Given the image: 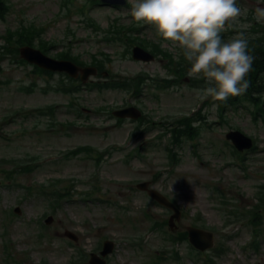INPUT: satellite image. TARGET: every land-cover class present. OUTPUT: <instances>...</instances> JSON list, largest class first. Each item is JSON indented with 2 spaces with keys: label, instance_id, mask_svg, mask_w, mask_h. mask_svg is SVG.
Returning <instances> with one entry per match:
<instances>
[{
  "label": "rangeland",
  "instance_id": "1",
  "mask_svg": "<svg viewBox=\"0 0 264 264\" xmlns=\"http://www.w3.org/2000/svg\"><path fill=\"white\" fill-rule=\"evenodd\" d=\"M128 1L116 8L70 0L69 11L62 0H6L0 44L9 28L34 23L44 28V41L38 38L33 46H50L47 55L57 58L69 49L80 65H92L94 56L104 65L82 84L63 73L32 72L14 54L0 59V161H9L6 170L17 169L14 179L0 175V182L14 183L0 188V264H76L86 256L83 263L90 264V253H98L105 240L115 243L107 264H152L160 253L166 258L161 264H264V214L250 226L245 213L232 212L264 206V95L262 112L248 98L221 114L219 102L200 98L205 81L187 75V62L182 76L174 71L181 53L165 46L154 25L135 22L131 9L137 0ZM258 4L264 0H237L248 14L221 33L225 40L240 32L247 38L264 33V22L255 19ZM89 18L99 27L89 25ZM154 44L171 53L173 63L163 54L148 62L132 58L133 45L152 52ZM137 75L145 78L137 94L110 87L113 80ZM130 105L145 117L113 115ZM185 117L197 138H176L173 129ZM232 130L254 139L255 148L242 151L244 161L227 138ZM80 146L86 147L69 153ZM25 164L36 166L24 170ZM144 181L180 208L175 228L168 226L173 211L138 188ZM48 183L50 190L68 192L55 208V192L39 194ZM49 215L54 219L47 224ZM157 221H167L164 230L171 234L154 227ZM188 226L212 232L215 246L201 253L186 240L174 246L171 237L186 234ZM255 227L263 232L258 249L250 245ZM221 244L224 249L216 250Z\"/></svg>",
  "mask_w": 264,
  "mask_h": 264
},
{
  "label": "clouds",
  "instance_id": "2",
  "mask_svg": "<svg viewBox=\"0 0 264 264\" xmlns=\"http://www.w3.org/2000/svg\"><path fill=\"white\" fill-rule=\"evenodd\" d=\"M247 14L237 0H137L131 9L135 22L154 25L165 46L179 50L190 78L205 81L200 98L219 102L249 87L246 77L255 57L248 38L243 32L228 40L221 35ZM255 19L264 22V4L256 6Z\"/></svg>",
  "mask_w": 264,
  "mask_h": 264
},
{
  "label": "trees",
  "instance_id": "3",
  "mask_svg": "<svg viewBox=\"0 0 264 264\" xmlns=\"http://www.w3.org/2000/svg\"><path fill=\"white\" fill-rule=\"evenodd\" d=\"M95 1H98V0H95ZM69 2L70 0H62L63 5L66 6L69 9V11H71V8H70L71 4ZM8 10H9V6L6 3V0H0V19L6 18V13L8 12ZM78 12L84 14L81 11H78ZM89 19H90L89 25H91L94 28L99 27L98 24L92 18H89ZM42 29L44 28L38 27L34 23H29L28 26H25L24 24H22L20 28L17 27L14 30L9 28L7 30L8 33L2 37V39H4L5 42L0 44V59L6 57L7 55L14 54L17 57L16 60L18 61V63L25 64V61L19 58V47L21 45H26V44L33 46L35 45L36 39L38 38H40L41 41H44V39L42 38ZM130 40L135 41V39H133L131 36H130ZM248 41H249V45H248L249 53L255 57L251 71L246 77L249 87L243 94L239 96H235V97H229L227 102L215 101V102L220 103L219 105L220 111L222 112L224 111V108L226 106H232V105L237 106L238 104L242 103V101L247 100L248 98H250V100H252V102L256 104L255 106H256L257 111L262 112L263 110V103H261V98H262V95H264V33L258 37H255V36L250 37L248 38ZM143 47L146 49L148 48V46H143ZM41 49L43 50L44 48L41 47ZM49 49H50V46H47L46 51H48ZM150 50H152L155 54H163L165 57L169 59L170 64L173 63V57H172L173 55L171 53H167V50H163L162 48H160L159 44L152 45V48ZM59 54L60 55L57 56L58 58L71 59L79 64L81 63L77 58L78 56L75 57V55H73L69 49L63 50ZM93 58H94V61L92 65H96L99 69H101L102 65H104V60L98 59L95 56ZM185 62L187 61L183 58V56H181L180 60L177 61L176 63L174 59V64L176 67L174 68V71L179 76H182L184 73ZM35 69L36 71H39V72L41 71L46 72V70L40 69L38 67H35ZM144 79L145 78L143 77V75L142 76L137 75V77H133V79H129V78L128 79L126 78L116 79V80H113L112 86L110 87L125 88L128 90L132 89V93L137 94L139 91L142 90ZM97 86L102 87L103 86L102 82L98 83ZM188 120H189L188 117L181 119L180 123L181 124L183 123L184 125L182 124V126H177L176 128L173 129L177 139H181V135L183 136L185 134H188L187 136H190V137L192 136V130H193L192 124ZM184 126L186 127V129L184 128ZM187 131L189 133H187ZM83 149H85V147L81 148L80 150H83ZM8 163L9 161L7 159H3L2 161H0V175L4 174L7 179L11 180V179H14L13 175L15 171L13 172L11 170L8 171L5 169ZM33 167L34 166L31 164L23 165L24 170H31ZM13 184L14 183L11 182L9 186H13ZM19 185L20 183H16V186H19ZM38 189H39V194L43 193L44 195H46V193L50 192L46 184H41ZM58 194L59 196H63V194H60V193ZM260 197L264 198V192L263 194H260ZM53 201L54 203L52 204H53V207L55 208V203H58L59 199L55 198ZM262 207L264 206L262 205ZM262 207H260L261 211L264 212V208L262 209ZM259 210L255 212L252 218V225L254 224L257 225L261 221L262 216L259 214ZM242 214H243L242 211L237 210L236 215H242ZM171 238L174 241V243L182 242L183 240H187V232L186 234L183 233L182 235L178 237H171ZM258 243H259V240L258 238L255 237L252 242V245L255 248H257ZM220 249L221 250L224 249V244L220 245Z\"/></svg>",
  "mask_w": 264,
  "mask_h": 264
},
{
  "label": "water",
  "instance_id": "4",
  "mask_svg": "<svg viewBox=\"0 0 264 264\" xmlns=\"http://www.w3.org/2000/svg\"><path fill=\"white\" fill-rule=\"evenodd\" d=\"M101 1L104 4L116 5V6H123L127 4V0H101ZM20 54L24 59L28 60L29 62L34 63L47 70L67 72L69 75L73 77H78L79 72H81V78L84 81H86L90 75L97 74L96 67L93 66L80 67L71 60L55 59L46 55L40 49L34 48L29 45L22 46L20 48ZM133 57L136 60H141L145 62L151 61L155 58V56L151 52L147 51L141 46H135L133 48ZM114 115L121 118L130 117L137 119L141 117L142 112L137 107L132 106V107L116 110L114 111ZM227 138L231 139L234 142V145L240 151H243L244 149H249L253 146V140L238 130L230 131L227 134ZM149 184L150 183L148 181L141 182L138 184V188H140L141 190H147L148 193L158 202L175 211V213L171 215L169 220L170 226L173 228L175 226V218L179 219L181 216L179 209L174 205L173 202H171L158 190L147 189ZM16 211L18 213H21L19 207H17ZM53 219H54L53 216H49L46 219V222L51 223ZM187 229L191 243H193L197 248L201 250H206L214 245L213 233L193 226H189ZM66 235L75 240L77 238L75 234L70 231H67ZM113 247H114V243L112 241H106L104 245V249L101 252V255L106 256L108 253L112 252ZM105 262L106 261L103 258H101L99 255L94 253L92 254V258L90 259L91 264H105Z\"/></svg>",
  "mask_w": 264,
  "mask_h": 264
}]
</instances>
